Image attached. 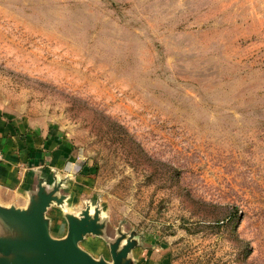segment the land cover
<instances>
[{
    "label": "rangeland",
    "instance_id": "1",
    "mask_svg": "<svg viewBox=\"0 0 264 264\" xmlns=\"http://www.w3.org/2000/svg\"><path fill=\"white\" fill-rule=\"evenodd\" d=\"M0 113L100 212L94 259L264 264V0H0Z\"/></svg>",
    "mask_w": 264,
    "mask_h": 264
},
{
    "label": "water",
    "instance_id": "2",
    "mask_svg": "<svg viewBox=\"0 0 264 264\" xmlns=\"http://www.w3.org/2000/svg\"><path fill=\"white\" fill-rule=\"evenodd\" d=\"M59 183L54 180L48 189V180L37 176L24 208L0 205V264H131L129 253L135 242L124 235L109 243L111 263L96 260L79 247L85 236L105 238L107 233L100 212H91L88 206L75 214L65 212L64 237L50 235V221L45 214L52 205L61 208L68 199L59 195Z\"/></svg>",
    "mask_w": 264,
    "mask_h": 264
},
{
    "label": "crops",
    "instance_id": "3",
    "mask_svg": "<svg viewBox=\"0 0 264 264\" xmlns=\"http://www.w3.org/2000/svg\"><path fill=\"white\" fill-rule=\"evenodd\" d=\"M44 147L45 144L37 137L23 132L20 126L12 120H6L0 113V151L3 156L0 163L1 206L24 208L28 191L33 188L36 177L44 178L54 168L61 169L54 158L56 154L47 152ZM62 210L66 213L73 211L69 201L65 200V208ZM54 238L60 239L62 236Z\"/></svg>",
    "mask_w": 264,
    "mask_h": 264
},
{
    "label": "built area",
    "instance_id": "4",
    "mask_svg": "<svg viewBox=\"0 0 264 264\" xmlns=\"http://www.w3.org/2000/svg\"><path fill=\"white\" fill-rule=\"evenodd\" d=\"M3 161V156H2V153L0 151V163Z\"/></svg>",
    "mask_w": 264,
    "mask_h": 264
},
{
    "label": "bare ground",
    "instance_id": "5",
    "mask_svg": "<svg viewBox=\"0 0 264 264\" xmlns=\"http://www.w3.org/2000/svg\"><path fill=\"white\" fill-rule=\"evenodd\" d=\"M62 209H64L65 208V202L63 203V205H62V207H61ZM66 211V210H65Z\"/></svg>",
    "mask_w": 264,
    "mask_h": 264
}]
</instances>
